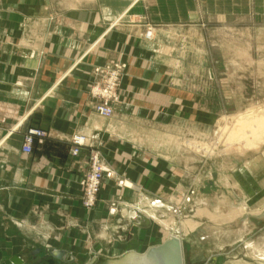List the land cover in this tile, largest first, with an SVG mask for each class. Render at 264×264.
Listing matches in <instances>:
<instances>
[{
  "label": "crops",
  "instance_id": "obj_1",
  "mask_svg": "<svg viewBox=\"0 0 264 264\" xmlns=\"http://www.w3.org/2000/svg\"><path fill=\"white\" fill-rule=\"evenodd\" d=\"M99 1L89 11L71 9L73 15L60 23L46 17L29 25L13 21L21 13L17 3L0 0V262L22 255L28 264H56L45 250L57 248L85 264L93 256L120 259L163 241H149L155 225L139 210L162 201L148 190L164 183L155 178L164 163L143 149L172 157L147 144L146 135L161 125L156 110L179 104L195 108L196 96L173 80L195 73L174 66L187 56L188 44L180 35L184 27L191 30L205 15L238 13L205 0H122L115 6ZM149 26L154 31L147 39ZM117 60L125 64L121 101L116 113L105 117L95 111L89 93L96 80L92 70ZM33 127L45 135L36 137L32 153H25L24 134ZM74 133L92 142L78 155L70 150ZM91 149L101 152L110 173L97 204L86 209L81 180ZM247 221L252 225L237 235L233 260L218 251L222 264H264V208ZM109 224L113 233L107 231ZM121 231L125 234L118 238L124 240H116ZM137 234L144 245L134 246Z\"/></svg>",
  "mask_w": 264,
  "mask_h": 264
},
{
  "label": "rangeland",
  "instance_id": "obj_2",
  "mask_svg": "<svg viewBox=\"0 0 264 264\" xmlns=\"http://www.w3.org/2000/svg\"><path fill=\"white\" fill-rule=\"evenodd\" d=\"M12 1L17 3L16 8L19 9L16 11L21 12L15 15L13 21L29 25L46 17L53 24L60 23L73 15L70 13L73 8L89 11L98 7L96 0ZM121 1L100 0L99 3L104 5L110 2L115 6ZM124 1L127 3L129 0ZM205 2L228 8L230 14L234 12L238 16L205 15L202 19L199 18L197 26L191 30L187 26L181 31V40H186L185 43L188 44V50H185L187 56L180 63L175 61L174 66L177 68L179 65L177 69L193 70L195 73L173 80L177 88L191 91L196 96L195 108L187 109L179 104V108L156 110L155 118L162 121L161 125L154 129L155 132L146 135L145 142L174 159H166L160 153L143 149V153L150 154L151 158L156 156V160H163L164 163L163 170L155 177L160 179L158 182H162L163 178L164 183L155 190H148L149 194L158 195L162 201H154L152 205H172L170 211L166 207L165 210L172 213L177 222L174 228L151 219L150 226L155 225L154 233L149 234L148 239L162 241L170 233L180 236L184 264H205L208 256L217 257L218 251L224 252L229 260H233L236 256L234 243L237 235L252 225L247 221L248 217L262 212L264 208L258 209V201H264V141L243 151L227 152L228 141L222 134V128L228 122L231 125L235 119L232 116L250 109H264V0ZM152 28L149 26L145 31L147 39L150 38L147 33ZM124 66V63L117 60L92 70L95 81L100 83H104L113 70L119 71L118 98L114 101L113 115L116 113V103L121 101L120 82ZM94 103L95 101L93 106ZM170 124L175 126L170 127ZM170 135L179 140L180 148L175 141L170 142L168 147H155V140L160 141L161 138L167 141ZM195 138L205 142L207 150L189 146L187 140ZM70 143L72 150L71 140ZM236 145L235 143L234 146ZM124 183L126 186H133L131 181L130 185L126 181ZM171 183L174 184V189ZM171 199L174 200L173 204ZM132 202L139 204L140 201ZM146 207L148 206L140 208ZM204 208L216 217L200 214L198 210ZM237 212L241 213L233 219L228 218ZM165 216L160 210L156 212L158 219L167 218ZM108 228L107 231L113 233V225L109 224ZM102 230L101 227V235ZM124 234L121 231L115 235V239L118 240V235ZM124 238L119 240L123 241ZM144 241L145 238L141 239L137 234L134 246L144 245ZM100 264H108L107 259L101 258Z\"/></svg>",
  "mask_w": 264,
  "mask_h": 264
},
{
  "label": "built area",
  "instance_id": "obj_3",
  "mask_svg": "<svg viewBox=\"0 0 264 264\" xmlns=\"http://www.w3.org/2000/svg\"><path fill=\"white\" fill-rule=\"evenodd\" d=\"M151 30L147 33V37L151 36ZM118 79L119 71L113 70L108 74V78L104 83L94 81L90 85V94L93 101H95L94 109L102 116L111 117L114 113V101L118 98ZM44 135L45 131L43 129L29 128L24 134L22 150L25 153H32L36 137H43ZM71 142L73 155H78L82 147L92 144L91 138L83 133H75L71 138ZM106 173H109V170L101 152L97 149H91L88 156V170L81 180L83 188L82 203L86 209L94 207Z\"/></svg>",
  "mask_w": 264,
  "mask_h": 264
},
{
  "label": "bare ground",
  "instance_id": "obj_4",
  "mask_svg": "<svg viewBox=\"0 0 264 264\" xmlns=\"http://www.w3.org/2000/svg\"><path fill=\"white\" fill-rule=\"evenodd\" d=\"M152 31H154V28H152L151 33H152ZM232 117H235V119L233 120L231 125H228V123H229L228 122L226 124V126H224L222 128L223 129L222 134L225 135V137L228 141V145H229L228 148H226L227 152L234 151V150L235 151L236 150L243 151L244 149H247L249 147H253L255 145L260 144L262 141H264V109H261V110L250 109L247 112H242V113H239V114L234 115ZM170 136L171 137L168 138L169 140L167 139V141L166 140L163 141V140H161V138H160V141L155 140L156 141L155 147H157V148H159L161 146L168 147L167 146L168 144L171 145V143L175 141L176 142L175 144L178 146V148H180L179 140H177L172 135H170ZM187 141H188V145L191 147L195 146L197 149H200V150H202V149L207 150V148H208V145L205 142L199 141L196 138L191 139V140H187ZM235 143L237 144L236 146H234ZM147 206L148 207H146L145 209L140 208L139 211H141V213L143 215L148 216L150 219H152L153 222L155 220H157V221H159V223L161 225H164L167 227L173 226L175 228L177 226L176 217L172 213L166 212L163 204H159V205L148 204ZM159 210L161 212L165 213L166 214L165 217H167V218L163 217V219H158V217H156V212H158ZM243 210H244V208H242V211ZM198 211L200 214H207L208 216H210L212 218L216 217L207 208H204L202 210L199 209ZM239 213H241V212L232 213L230 216H228V218L233 219L235 216L239 215Z\"/></svg>",
  "mask_w": 264,
  "mask_h": 264
},
{
  "label": "water",
  "instance_id": "obj_5",
  "mask_svg": "<svg viewBox=\"0 0 264 264\" xmlns=\"http://www.w3.org/2000/svg\"><path fill=\"white\" fill-rule=\"evenodd\" d=\"M140 216L145 221L149 219L143 215ZM46 257H53L56 264H78L72 253L63 249L47 248ZM99 256H93L86 264H96L100 261ZM108 264H184L183 245L181 238L176 234H170L162 242L150 245L143 252L129 251L120 259H107ZM224 256L219 254L217 257H211L205 264H222ZM0 264H28L22 255H13L12 257L0 262Z\"/></svg>",
  "mask_w": 264,
  "mask_h": 264
}]
</instances>
